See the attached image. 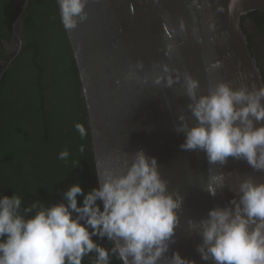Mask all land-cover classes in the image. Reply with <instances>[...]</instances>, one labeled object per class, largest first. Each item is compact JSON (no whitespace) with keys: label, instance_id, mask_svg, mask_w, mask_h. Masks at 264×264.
Returning a JSON list of instances; mask_svg holds the SVG:
<instances>
[{"label":"water","instance_id":"water-1","mask_svg":"<svg viewBox=\"0 0 264 264\" xmlns=\"http://www.w3.org/2000/svg\"><path fill=\"white\" fill-rule=\"evenodd\" d=\"M220 4L227 9L228 0H196V4L192 0H88L87 20L75 29H64L81 86L96 186L97 161L101 171L107 167L119 172L125 160L130 163L143 150L157 158L168 190L183 198L174 242L159 264H169L176 251L194 264H213L196 251L202 238L189 221L199 223L214 207H230L234 197L239 199L242 180L251 177L264 183V171L253 170L242 159L229 157L225 164H209L203 151L180 148L185 135L176 131L179 116L184 115L189 126L195 124L188 109L186 74L199 81L198 96L221 81L233 88L242 83L249 89L264 84L241 27L253 14L264 16V0H242L232 16L227 10L218 12ZM24 15L25 8L13 25L17 54L23 46ZM167 44L173 45L170 56L165 55ZM14 58L7 59L3 72ZM137 61L143 62V69L135 67ZM216 61L222 67L207 72L206 67ZM163 64L175 70L174 79L179 76L171 87L154 83ZM241 73L246 79L240 78ZM220 174L224 186L212 196L207 191L209 176Z\"/></svg>","mask_w":264,"mask_h":264},{"label":"clouds","instance_id":"clouds-1","mask_svg":"<svg viewBox=\"0 0 264 264\" xmlns=\"http://www.w3.org/2000/svg\"><path fill=\"white\" fill-rule=\"evenodd\" d=\"M60 22L66 31L75 29L88 18V0H57ZM158 2V0H157ZM196 4V0H192ZM242 0H228L229 16L237 11ZM240 11H242L240 9ZM181 21L180 29L184 30ZM214 30L215 25H210ZM167 31V29H166ZM170 56L173 45L165 46ZM135 67L143 69L142 61ZM222 67L220 61L209 64L207 72ZM154 83L171 87L173 78L167 64ZM134 73L130 72L129 77ZM241 79H246L243 73ZM185 92L195 124L189 126L184 115L179 116L177 132H183L181 150H201L209 164H225L229 157L244 160L255 171H264V84L257 87L241 84L233 88L229 82L210 85L206 94L197 95L199 81L185 75ZM81 139L88 135L85 126L74 125ZM83 153L85 145L79 146ZM67 148L57 158L68 162ZM79 164L72 161V166ZM96 162L98 186L86 194L79 183L71 185L61 202L45 205L33 201L24 206L21 195L0 194V264H111L115 257L120 264H159L173 241L179 223L177 210L183 198L168 190L156 157L143 150L135 153L131 162L124 161L119 172L112 168L101 171ZM224 186V176L210 175L207 191L215 196ZM239 199L230 207H214L199 223L189 221L198 231L202 243L196 251L203 261L213 264H264V183L249 177L239 183ZM78 195L82 202L78 204ZM93 237L107 238L109 248ZM95 253L94 258L90 255ZM169 264H194V261L173 252Z\"/></svg>","mask_w":264,"mask_h":264},{"label":"trees","instance_id":"trees-1","mask_svg":"<svg viewBox=\"0 0 264 264\" xmlns=\"http://www.w3.org/2000/svg\"><path fill=\"white\" fill-rule=\"evenodd\" d=\"M12 2L6 9L0 0V41L16 43L10 23L17 14H6L16 7L15 0ZM55 5L49 10L54 13L50 17L25 18L24 44L17 61L26 59L24 64L30 69L26 80L15 85L11 70L0 83V90L11 83L22 89L5 96L9 113L0 112V184L8 186L5 191L0 189L8 196L21 195L24 206L33 201L45 205L61 202L63 193L75 183L85 194L97 187L81 86ZM18 64L13 63V68ZM77 122L88 131L84 139L74 127ZM81 144L85 145L83 153L78 150ZM65 148L70 152L67 163L57 158ZM74 160L79 161L75 167ZM82 199L78 195V204ZM90 255L94 258L95 253ZM83 264H89V258ZM112 264L120 261L113 257Z\"/></svg>","mask_w":264,"mask_h":264},{"label":"flooded vegetation","instance_id":"flooded-vegetation-1","mask_svg":"<svg viewBox=\"0 0 264 264\" xmlns=\"http://www.w3.org/2000/svg\"><path fill=\"white\" fill-rule=\"evenodd\" d=\"M2 1L6 9H8V7L11 5V2H12V0H8V1L2 0ZM54 4H56L55 0H15L16 7L13 8L11 11L9 10L6 11V14L9 15L13 11L16 12L17 14L18 12L22 11L25 8V15H24L25 18L27 15L30 18H32V20L37 19L40 15H42L43 17L45 16L46 18V17H50L51 15H54L52 11H49L52 9L54 10ZM12 5H13V2H12ZM12 18H14V16ZM25 18H24V28H25ZM39 19H41V17H39ZM15 21L10 23L12 32H13V25ZM241 27L246 36L250 52L253 58L255 59L257 66L259 67V70L261 72V75L264 81V17L260 15L259 16L251 15L250 18L246 19V21H243ZM16 43H18L17 38H16ZM16 43L8 42L7 40H3V39L0 41V52H3V54L0 56V77L3 72L5 62L7 61L9 57L11 58L15 57L13 60V63L16 62L18 64L17 56H19V54L22 52L23 46H22L20 53L17 54V49L14 46ZM5 55H8L7 59L5 58ZM25 60H26L25 58L22 59L16 68L15 67L13 68V63H12L11 66H9V68L3 72L2 74L3 76L0 80V83L2 82L5 76H8L11 70H13L12 72H14L12 73L11 81L15 80V85H17L18 83L24 82L27 78L28 71L30 70L29 68L27 69V66L24 64ZM20 90L22 89L14 87L13 83L10 84V87L0 90V97H1L0 98V112H2V110L4 109L6 110L7 114L9 113L8 108L4 104L5 96L13 92L20 91ZM0 187L2 188L1 184H0ZM7 188L8 186L2 189L5 191V189ZM2 189H0V194L2 193V195H5L4 194L5 192L2 191ZM93 239L98 244L102 245L105 248L110 247V243L106 237L103 239H100L99 237H93ZM87 258L88 257H85L84 260H87ZM111 264H112V261H111Z\"/></svg>","mask_w":264,"mask_h":264}]
</instances>
